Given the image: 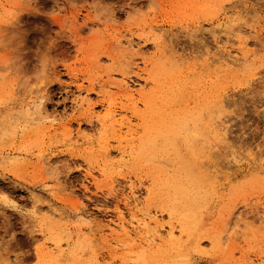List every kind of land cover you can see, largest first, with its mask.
Here are the masks:
<instances>
[{
  "label": "rangeland",
  "instance_id": "374dc122",
  "mask_svg": "<svg viewBox=\"0 0 264 264\" xmlns=\"http://www.w3.org/2000/svg\"><path fill=\"white\" fill-rule=\"evenodd\" d=\"M262 40L264 0H0V264H132L131 253L117 246L108 230L119 210L127 220L130 212L148 208L165 231L184 222L160 209L159 196L170 199L173 191L152 188L147 168L119 158L118 145L109 138L113 134L109 129L104 134L102 120L91 118L98 112L102 119L106 102H112L118 118L136 130L134 145L145 125L152 126L154 143L173 151L166 163L159 161L172 175L181 161H191L185 141H196L189 138L191 127H174L175 116L200 108L207 95L224 107L215 112L225 130L224 136L217 130L211 136L215 146L209 158L195 161L206 179L193 173L179 180L189 198L194 195L190 205L173 195L178 213H198L194 219L203 233L183 237L184 259L186 264H264V104L251 95L264 72ZM122 71L131 91L106 90L109 77ZM127 94L137 109L128 106ZM79 96L88 97L94 115L86 110L89 104L80 107ZM142 97L163 107V130L158 117L139 103ZM38 111L51 119L38 121ZM104 139L110 143L106 158L95 144ZM201 147L194 142V149ZM110 161L124 166L100 174L98 164ZM148 189L153 192L147 196ZM234 218L239 226L229 236L225 230ZM211 236L226 240L214 247ZM195 242L202 251L196 253Z\"/></svg>",
  "mask_w": 264,
  "mask_h": 264
},
{
  "label": "bare ground",
  "instance_id": "6f19581e",
  "mask_svg": "<svg viewBox=\"0 0 264 264\" xmlns=\"http://www.w3.org/2000/svg\"><path fill=\"white\" fill-rule=\"evenodd\" d=\"M89 14V13H88ZM150 30V29H149ZM239 34L238 35H240L241 34V31L240 32H238ZM161 37V36H160ZM155 41H158V39L157 40H154V42ZM239 41H240V39H239ZM121 43V42H120ZM122 44V43H121ZM155 44H156V46L158 47V46H161L162 45V41H159V42H155ZM243 44V41H241L240 42V45H242ZM155 46V47H156ZM119 48H121L120 49V51L121 52H125L126 50H127V47H120L119 46ZM240 48V47H239ZM159 49H161V48H159ZM162 51H164V50H162ZM166 51V50H165ZM159 52H160V50H159ZM166 53V52H165ZM164 54V53H163ZM110 57H112V55H109ZM170 56V55H169ZM163 57L165 58V56L163 55L162 56V60H164L163 59ZM170 58V57H169ZM221 58V57H220ZM230 58V57H229ZM111 59H113V58H111ZM159 59V58H158ZM232 59V58H231ZM230 59V60H231ZM245 59V58H244ZM167 60H169V59H167ZM170 60H172L171 58H170ZM174 60V59H173ZM177 60V59H176ZM175 60V61H176ZM161 61V60H160ZM160 61H159V63H160ZM165 61H166V59H165ZM178 61V60H177ZM209 61H210V59H209ZM228 61V60H227ZM227 61L226 62H222V61H220V60H218V59H213V62L212 63H216V64H223V63H225V64H228L227 63ZM156 62H158V60L156 61ZM169 62V61H168ZM179 62V61H178ZM178 62H176V63H178ZM234 62V61H233ZM232 61L230 62V63H233ZM243 62H245V61H243ZM158 63V64H159ZM238 63V62H237ZM241 63V62H240ZM156 64V63H155ZM160 64H162V63H160ZM166 65H167V62L165 63ZM172 64H174V63H172ZM181 64V63H180ZM234 64V63H233ZM242 64V63H241ZM244 64V63H243ZM246 64V63H245ZM166 65H164V67L166 66ZM231 65V64H230ZM235 66L237 65L236 63L234 64ZM126 66H128V63L126 64ZM169 66V68L168 69H170V68H172L174 65H172L171 67H170V65H168ZM166 68V69H167ZM164 69V68H163ZM150 70V69H149ZM152 70V69H151ZM161 72H163V71H161ZM126 72H124V71H122V72H120V73H117V74H115L114 76H110L109 78H110V80L108 81V83H106L104 86H105V88H106V90L108 89H121L122 88V86H123V89L124 90H128V89H130V87H129V85H128V83L126 82V74H125ZM174 73V72H173ZM172 73V74H173ZM116 76L117 77H119V79H117L116 78ZM128 77V76H127ZM128 80H130V79H128ZM110 91V90H109ZM130 91H131V89H130ZM128 92V91H127ZM131 93V92H130ZM180 93V92H179ZM80 95V94H79ZM155 96V95H154ZM153 96V97H154ZM160 96H162V95H159L158 96V99H159V101L160 102H162V98L160 97ZM182 96V95H181ZM208 96V97H207ZM207 96H205L207 99H205V100H203V105L200 107V108H198V109H196V110H189V109H182L183 110V112L180 114L179 112V114L178 115H176L175 116V118H176V120L174 121V127H178L180 130H182L183 128H185V127H187V126H189V127H191V132H192V135H191V133H190V135H189V138H190V140L191 139H196V141H193V143H190L188 140H186L185 141V144L186 145H188L189 146V149L188 150H190V159H191V161L190 162H180L179 163V167L177 168V171L176 172H174L172 175H170V173H166L165 172V169H164V167H163V165H161V163L159 162L160 161V159H162L163 160V162H165L164 160H167V159H169L170 158V156H172L173 155V151H171L170 152V149L169 148H167V145H165L164 143L163 144H161L160 145V143H154V141H155V139L153 140V138H150V135H151V131H150V128L152 127H150V126H147V125H149V124H144L145 126H146V130H144V135L143 136H139V140H138V143H135L136 145H134V134L136 133V130H135V132L133 133V130L130 128V125H129V120L126 122V123H124L123 121L125 120L124 118H122V116H121V118L119 117L118 118V116H120L118 113H117V109H114V107H113V105H112V102H106V107H105V113H104V115H102L103 117H102V119H99V117H98V112H97V114H95L96 112H95V110H93L92 109V106H90V104H89V101H88V97H86L84 100L82 99H80V96L78 97V99L80 100V107L82 106V104L83 105H86V106H88V104H89V106H88V108L86 107V106H84V107H86L87 109L86 110H88L87 112H90L92 115H94L95 114V116H93V117H95L96 119H94V118H91L92 120H98V122H99V120H102V124H101V121H100V125L104 128V130H106L105 131V133L104 134H106V132H107V129H109L110 130V132L113 134L111 137H109L110 139L113 137V139L116 141V143H117V145H118V150H119V158H121V159H124V157L126 158V157H129V158H132L133 160H135L138 164H139V166H144V167H146L147 168V171H149L150 172V174H151V177H152V183H151V185H152V188H156L157 189V191L158 192H160L161 191V189H163V188H166V189H164L165 191L167 190V188H169V190L171 189L172 191H173V193H172V198L171 197H169L170 199H168V198H166V197H163V196H159V199H160V202H161V208L160 209H164L165 211H167V213H168V215H169V217H171L172 219H174V217L176 218V216H177V219H175V220H178V218L181 220H184V222L182 223V222H180L179 220L178 221H175V222H173V223H176L177 225H174V224H170L172 221H170V227L168 228V230H163L162 229V226H160L159 224H158V220H157V217H156V215L155 214H153L152 215V212H150L149 211V209L148 208H146V209H143V208H140V209H137V210H135L134 212H130L129 213V219H127L126 220V217H124V215L122 214V212H120V210L117 212V218H116V220L115 221H111L110 223L113 225V227L112 226H109V232H110V237H112V236H116V238H114V239H112V240H114V242L117 244V246H121V247H124V248H127V250L126 251H128L129 252V254H127V255H129L128 257H129V263H132V264H186V259H188L187 258V256L186 255H184L183 254V249H182V245H185V244H183V237H185L186 238V240H188V239H193L194 238V235H200V233L202 232V230H201V228L199 227V225L196 223L197 221H198V219L197 220H195L196 219V216H197V208L195 209L196 210V212L194 213V212H192V213H194V214H196V215H193V214H191V212H190V210H187L188 212H187V214H186V216H184V213H183V210H181V212H182V214H179V213H181L180 211H179V213H178V209H177V206H176V204H177V202L178 201H176V200H178V199H176V198H174L173 197V195L174 196H179V195H181V196H183L182 197V199H184V201H185V203L186 204H189V202H188V198H189V196H190V194L189 193H187L188 192V190H187V187H185L184 186V183L182 182V181H179V180H181L180 178L181 177H189L190 178V175L192 174V176H193V173L194 174H200V175H202L203 173H202V170H201V167L200 166H197L196 164H195V161H197L198 159H200V158H207L208 156H209V154H211V151H212V149L214 148V144H213V142L212 141H210V138H211V136H212V138H214L215 137V135H214V137H213V134H214V131H219L221 134L223 133V135L222 136H224V130L225 129H223V127H222V123L223 122H221L220 123V121H219V124H218V122H217V120L216 119H218V114L216 115V113L217 112H215V111H217V109L216 108H224L223 106L221 107V105H220V102L216 99V97H214V96H211L210 95V97H209V95H207ZM157 97V96H156ZM199 97V96H198ZM202 97V96H201ZM200 97V98H201ZM204 97V98H205ZM220 97V96H219ZM126 99H127V102L128 101H130L131 103V105H128V106H130V107H133V108H136V104H137V102L134 100V96L132 95V94H130V95H126ZM166 99V98H165ZM83 101H88L87 103L86 102H83ZM140 102V104H142L143 106H144V108H145V110L147 111V113H151V115L153 114V115H155L156 117H158L157 119H158V121L160 122V123H162L161 125H160V129L162 128V130H163V127H162V125L164 126V122H163V119H165L164 118V116H165V111H164V109H162L161 107L160 108H155V103L153 102H151V100H150V98H144V97H142L141 98V100H139ZM195 101V100H194ZM167 101H165L164 102V105H165V103H166ZM34 103V102H33ZM138 103V104H139ZM200 103V102H199ZM224 103V102H223ZM31 104V103H30ZM35 104V103H34ZM129 104V103H128ZM157 104V103H156ZM32 105V104H31ZM77 105H79V104H77ZM160 105H162L161 103H160ZM159 105V106H160ZM163 105V106H164ZM200 105V104H199ZM223 105V104H222ZM166 106V105H165ZM220 106V107H219ZM31 107H33V106H31ZM30 107V108H31ZM216 107V108H215ZM29 108V109H30ZM138 108V107H137ZM136 108V109H137ZM166 108H167V106H166ZM29 109H26L27 111H29ZM120 109H127V107H124V106H121V108ZM10 110V109H9ZM133 110H135V109H133ZM132 110V111H133ZM173 110V109H172ZM172 110H171V113H172ZM222 110V109H221ZM131 111V112H132ZM139 111V110H138ZM43 112V111H42ZM87 112H86V114H87ZM95 112V113H94ZM136 112V111H135ZM141 112V111H140ZM34 113V112H33ZM32 113V114H33ZM38 115H36L35 113V116H37V120L38 121H41V120H48L49 118H48V116H46V115H44L43 113H41V112H36ZM138 113V112H137ZM170 113V114H171ZM218 113H221V111H219ZM132 114H133V112H132ZM141 114V113H140ZM174 114V113H173ZM88 116L90 115V114H87ZM138 115H139V113H138ZM137 115V116H138ZM1 116V115H0ZM29 116H31V114L29 115ZM34 116V115H33ZM34 116V117H35ZM99 116H100V114H99ZM142 116H144V115H142ZM141 116V117H142ZM125 117V116H124ZM126 118V117H125ZM36 119V118H35ZM51 119V118H50ZM141 119V118H140ZM148 119V118H147ZM32 120H34V118H32ZM166 120H167V118H166ZM145 121H147V120H145ZM149 122V120L147 121V123ZM168 122V121H167ZM166 122V123H167ZM152 125V124H151ZM171 125V124H170ZM142 126H143V124H142ZM167 126V127H166ZM132 127V126H131ZM144 127V126H143ZM142 127V128H143ZM165 127H166V129L168 128V124H166L165 125ZM102 128V129H103ZM101 129V128H100ZM103 130V131H104ZM142 130V129H141ZM155 130H156V128H155ZM223 130V131H222ZM158 132V131H157ZM102 133V135H104ZM107 133H109V132H107ZM154 133V132H153ZM155 134H156V131H155ZM102 135L100 136V137H102ZM183 135V134H182ZM217 135V134H216ZM106 136V135H105ZM107 136H109L108 134H107ZM175 136V135H174ZM191 136V137H190ZM221 135H220V137H222ZM153 137V136H152ZM103 138V137H102ZM108 137H107V139H109ZM176 138V137H175ZM188 138V137H187ZM218 138H219V136H218ZM112 139V140H113ZM184 139V138H183ZM199 139V140H198ZM224 139V138H223ZM83 140V139H82ZM100 140H101V138H100ZM99 140V141H100ZM185 140V139H184ZM214 141V140H213ZM78 142V141H77ZM89 142V141H88ZM167 142V141H166ZM194 142H197V143H200V146H202L200 149H198V150H196V149H194ZM90 143V142H89ZM93 143V142H92ZM203 143H205V147H203ZM79 144V143H78ZM95 144H97V146H99L98 148H99V150L100 149H102L103 151H104V153H106V154H108L107 152H105L106 150H107V147H108V144H110V143H108L105 139H104V141L103 142H100V143H95ZM89 145V144H88ZM71 146V145H70ZM68 147V146H67ZM89 147H90V145H89ZM96 147V146H95ZM171 147H173L172 145H171ZM68 148H70V147H68ZM71 149H72V147H71ZM174 149H176L175 148V146L172 148V150H174ZM178 153V152H177ZM178 155V154H177ZM176 155V156H177ZM109 156V154L107 155V156H104L105 158L106 157H108ZM112 156V155H111ZM101 157V156H100ZM178 157V159H180L179 158V156H177ZM128 158V159H129ZM209 158V157H208ZM4 159V158H3ZM5 160H7V159H5ZM125 160H127V159H125ZM102 161H104L103 159H102ZM130 161V160H129ZM129 161H127V162H129ZM6 162V161H5ZM176 162H178V161H176ZM124 162H121V161H119V162H115L114 163V161L113 162H103L102 164H98V171H99V173L100 174H105L106 173V171L107 170H110L111 171V173H112V171H117V172H119L120 170H121V168H123V166H124V164H123ZM130 163H131V161H130ZM135 163V162H134ZM134 163H133V165H134ZM166 163V162H165ZM136 164V163H135ZM141 164V165H140ZM175 164V163H174ZM173 164V165H174ZM198 164V163H197ZM137 165V164H136ZM177 165V164H176ZM132 166V165H131ZM138 166V165H137ZM137 166H135V167H137ZM138 166V167H139ZM169 166V165H168ZM134 167V168H135ZM140 168V167H139ZM141 168H143V167H141ZM203 168V167H202ZM204 169H205V167H204ZM142 170V169H141ZM110 171H107L108 173L110 172ZM206 171V170H205ZM141 172H143V171H141ZM145 172V171H144ZM113 174H114V172H113ZM146 174V173H145ZM195 175V177H197L198 175ZM205 174V173H204ZM260 174V173H259ZM108 175V174H107ZM111 175V174H110ZM257 175V174H256ZM149 176V175H148ZM174 176V177H173ZM203 176V175H202ZM206 175H204L203 177H205ZM150 177V176H149ZM188 178V179H189ZM192 178H194V177H192ZM150 179V178H149ZM188 179H186V180H188ZM205 179H206V177H205ZM127 180H129V179H127ZM183 180V179H182ZM179 181V182H178ZM181 183H183V184H181ZM151 188V189H152ZM130 194H131V196H132V201H134L135 203H136V205L134 206V207H137L140 203L139 202H137L136 201V197H134L133 195H134V192L132 191V185L130 186ZM155 191V190H154ZM186 191V192H185ZM146 192H147V196H148V194L151 192H153V191H151L150 189H148V190H146ZM166 192H169V191H166ZM164 194L166 195V193L164 192ZM155 195V194H154ZM192 195V194H191ZM152 196V195H151ZM157 196V195H156ZM169 196H171V193H170V195ZM193 196L194 195H192V197H191V199L193 198ZM181 199V200H182ZM190 199V198H189ZM190 199V200H191ZM158 200V199H157ZM179 200H180V198H179ZM194 200V199H193ZM192 200V201H193ZM175 201H176V204H175ZM183 201V200H182ZM151 202H153V201H151ZM180 202V201H179ZM181 203V202H180ZM159 204V203H158ZM194 204V203H193ZM177 205H179V204H177ZM190 205V204H189ZM183 207V206H182ZM181 207V208H182ZM189 207V206H188ZM188 207H186V209L188 208ZM196 207V206H195ZM194 207V208H195ZM180 208V207H179ZM185 208V207H184ZM191 208H192V205H191ZM186 209H185V211H186ZM193 209V208H192ZM180 210V209H179ZM194 210V211H195ZM233 210V209H232ZM163 211V210H162ZM192 211V210H191ZM234 211V210H233ZM190 213V214H189ZM225 214H227V213H225ZM231 214V212L228 214V218H230V216H232V214ZM167 215V216H168ZM195 216V217H194ZM168 217V218H169ZM199 217H200V214H199ZM236 217V216H235ZM195 218V219H194ZM201 219V218H200ZM86 220V219H85ZM234 220V221H233ZM232 221H231V219L229 220V228L228 229H226L225 230V232L229 235V236H232V235H234L235 233H237L236 232V229L238 228V226H239V219H237L236 220V218H234ZM225 221H227L226 219H225ZM199 222V221H198ZM232 223V224H231ZM192 225V226H191ZM107 226V225H106ZM224 226V225H223ZM228 226V225H227ZM217 227V226H216ZM86 230H88V232L91 234V235H93V236H95L94 234H95V232H94V230L90 227V226H87L86 225ZM103 229V228H102ZM218 229V228H217ZM85 230V232H87ZM104 230V229H103ZM220 230V229H219ZM219 230H218V232L217 233H219ZM222 230V229H221ZM220 230V231H221ZM98 231V230H97ZM101 231V230H100ZM99 232V231H98ZM101 232H103V231H101ZM177 232V234H175ZM165 233V236H166V238H162V235ZM220 233H222V232H220ZM201 234H203V233H201ZM205 234V233H204ZM226 234V235H227ZM198 235V236H199ZM216 235V234H215ZM214 236V235H213ZM217 237L218 236H220V235H216ZM207 237V238H209L210 239V243L215 247L216 246V244H220L219 246H222L221 244H223V242L226 240H224L222 243L220 242V240L219 239H217V237ZM201 237V236H200ZM224 237H226V236H224ZM224 237H222V238H220V239H222L223 240V238ZM202 238H204V237H202ZM206 238V237H205ZM219 238V237H218ZM198 238H196V240H197ZM200 240V239H199ZM198 240V241H199ZM190 241V240H189ZM109 242V241H108ZM186 242V241H185ZM191 242H192V240H191ZM194 242V241H193ZM192 242V243H193ZM199 242H201V241H199ZM199 242H195V245H196V250H197V248L199 247ZM210 244V245H211ZM201 246V245H200ZM214 247H213V249H214ZM54 248H56V249H59V244H54ZM201 247H199L198 248V250L196 251V253H198V251H199V249H200ZM217 248H219V247H217ZM216 248V249H217ZM55 250V249H54ZM201 250V249H200ZM184 251H185V249H184ZM189 251H190V249H189ZM202 251V250H201ZM125 252V251H124ZM186 252V251H185ZM188 252V251H187ZM186 252V253H187ZM192 252H195V251H192ZM50 254L52 253V252H49ZM122 255V254H121ZM50 257V256H49ZM48 257V258H49ZM52 257V256H51ZM126 256H124L123 258H125ZM128 257H127V259H128ZM186 257V259H184ZM188 257H189V254H188ZM55 259V258H54ZM96 259V258H95ZM126 259V258H125ZM97 260V259H96ZM189 261V260H188ZM192 261V260H191ZM96 262V261H95ZM127 262V261H126ZM51 263V261L49 262V264ZM52 263H53V261H52ZM98 263V261L96 262V264ZM124 263V262H123Z\"/></svg>",
  "mask_w": 264,
  "mask_h": 264
},
{
  "label": "snow or ice",
  "instance_id": "6c2138e0",
  "mask_svg": "<svg viewBox=\"0 0 264 264\" xmlns=\"http://www.w3.org/2000/svg\"><path fill=\"white\" fill-rule=\"evenodd\" d=\"M264 43V40L261 41ZM251 95L253 98L258 97L262 104H264V72L260 74L257 82L252 86ZM27 264V262H25ZM192 264H202L200 261H193Z\"/></svg>",
  "mask_w": 264,
  "mask_h": 264
}]
</instances>
